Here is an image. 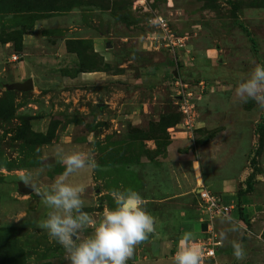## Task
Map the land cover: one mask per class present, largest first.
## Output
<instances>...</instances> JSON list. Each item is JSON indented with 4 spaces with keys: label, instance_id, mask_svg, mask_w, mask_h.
<instances>
[{
    "label": "rangeland",
    "instance_id": "obj_1",
    "mask_svg": "<svg viewBox=\"0 0 264 264\" xmlns=\"http://www.w3.org/2000/svg\"><path fill=\"white\" fill-rule=\"evenodd\" d=\"M155 16L165 17L176 36H189L194 62L180 68L182 77L214 90L200 104L192 140L169 134L177 113L138 124L114 122L112 110L101 115L93 100L80 101L81 88L63 85L57 92L48 85L54 75L65 80L106 69L91 44L73 39L83 30L119 37L118 28H124L145 42ZM197 50L217 51L211 67H202ZM153 55L135 59L153 68ZM259 64H264V0H0V264H70L64 248L38 226L49 211L38 191L65 173L60 157L75 151L99 165L66 178L85 186L82 211L95 221L79 240L93 235L104 210L116 206L111 193L126 189L142 196L156 230L172 242L186 233L194 238L206 228L197 194L204 186L236 202L231 215L212 221L222 263L264 264V107L235 94ZM172 78L165 81L174 95ZM29 80L33 90L17 89ZM233 100L242 116L228 122ZM233 242L243 246L244 260H236Z\"/></svg>",
    "mask_w": 264,
    "mask_h": 264
},
{
    "label": "clouds",
    "instance_id": "obj_2",
    "mask_svg": "<svg viewBox=\"0 0 264 264\" xmlns=\"http://www.w3.org/2000/svg\"><path fill=\"white\" fill-rule=\"evenodd\" d=\"M235 94L243 103L253 100L264 107V64L257 65L239 83ZM60 162L66 166L65 173L43 192L38 191L49 209L38 226L64 248L70 264H128L135 247L156 231L154 217L145 209L142 196L133 189L114 190L111 195L116 206L104 210L93 235L79 240L80 232L95 221L82 211L85 186L67 182L66 178L81 170H95L99 165L91 155L80 151L61 155ZM190 239L191 233L182 238L175 264H202V250L185 243ZM232 248L236 260H244L243 246L233 242Z\"/></svg>",
    "mask_w": 264,
    "mask_h": 264
},
{
    "label": "crops",
    "instance_id": "obj_3",
    "mask_svg": "<svg viewBox=\"0 0 264 264\" xmlns=\"http://www.w3.org/2000/svg\"><path fill=\"white\" fill-rule=\"evenodd\" d=\"M118 31L119 37H111V35L106 34L103 36L104 40L103 37L92 36L88 30H83L80 36H76L75 33L70 31L71 36H76L73 39L92 45L94 53L99 56L106 69L81 72L79 75L65 80L58 77V75H54L49 80L48 85L55 88L57 92L61 91L59 86L63 85L81 88L80 101L93 100V104L98 106L101 115H105L104 110H112L114 122L124 120L138 124L142 123L143 119H159L165 113H176L177 111L173 110L176 107L174 104L172 105L174 95L168 89V83L165 81L167 75L171 76L174 73L172 59L169 60L158 55L161 57L159 59L155 56L158 53L150 52L146 43L139 41V38L133 35L132 32L124 28H118ZM108 39L113 40V42ZM143 51L154 54L155 67L150 68L149 65L143 67V63L135 59L137 58L136 55H141L144 53ZM197 53L203 68L211 67L218 56L216 50H197ZM69 55L73 57L75 54L70 53ZM31 71L37 73L34 70H30L28 73ZM76 91L78 90H75L74 93ZM208 96L204 101L207 100ZM101 115L100 119H108L106 116ZM241 116L242 113L239 112L236 106V100L231 101L226 120L228 122L234 121ZM240 131L242 132L240 136L245 135L242 128ZM177 139L184 140V135H177ZM219 197L225 203L232 200L227 195ZM230 197L232 198V196ZM249 208L245 207L244 209L247 215H251ZM180 242L181 239L174 243L167 234L156 230L145 243L142 242L135 247L134 255L129 260L132 263L128 264H174L175 254Z\"/></svg>",
    "mask_w": 264,
    "mask_h": 264
},
{
    "label": "built area",
    "instance_id": "obj_4",
    "mask_svg": "<svg viewBox=\"0 0 264 264\" xmlns=\"http://www.w3.org/2000/svg\"><path fill=\"white\" fill-rule=\"evenodd\" d=\"M150 33L145 37V43L150 52L165 53L172 59L174 73L172 85L174 92V104L181 116L178 125L168 129L172 138L184 135V139H194L198 126L199 107L204 99L213 93L211 85L205 81L196 84L187 82L180 74L182 66H190L194 62L191 50L188 49L189 36H176L171 25L163 16H155L150 19ZM14 62H19L20 57L14 56ZM197 194L201 202V222L206 225L202 234L185 241L186 244L198 246L203 253L202 264H222L219 250L222 242L218 239L212 221L216 217L229 216L236 207V202L224 200L213 194L204 186L199 187Z\"/></svg>",
    "mask_w": 264,
    "mask_h": 264
},
{
    "label": "water",
    "instance_id": "obj_5",
    "mask_svg": "<svg viewBox=\"0 0 264 264\" xmlns=\"http://www.w3.org/2000/svg\"><path fill=\"white\" fill-rule=\"evenodd\" d=\"M17 89L18 90H21V91L33 90L34 89L33 81L32 80H29L28 82L17 86ZM22 190L24 192H26L27 194L32 193V189L31 188H28V187H22Z\"/></svg>",
    "mask_w": 264,
    "mask_h": 264
},
{
    "label": "trees",
    "instance_id": "obj_6",
    "mask_svg": "<svg viewBox=\"0 0 264 264\" xmlns=\"http://www.w3.org/2000/svg\"><path fill=\"white\" fill-rule=\"evenodd\" d=\"M21 61V60H20ZM19 61V62H20ZM177 111V110H176ZM177 114H173V116L174 117H176L177 119H178V123L176 124V125H178L179 123H180V121H181V116H180V114L178 113V112H176ZM168 117H172L171 115H168ZM176 125H174V126H176ZM174 126H172V127H174ZM170 128V127H169Z\"/></svg>",
    "mask_w": 264,
    "mask_h": 264
}]
</instances>
